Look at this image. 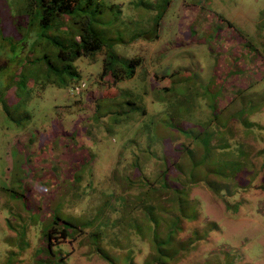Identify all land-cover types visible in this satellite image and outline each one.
I'll return each mask as SVG.
<instances>
[{"label":"rangeland","instance_id":"1","mask_svg":"<svg viewBox=\"0 0 264 264\" xmlns=\"http://www.w3.org/2000/svg\"><path fill=\"white\" fill-rule=\"evenodd\" d=\"M4 1L0 20L5 35L11 26ZM113 1L122 11L101 35L113 44L114 54L125 58L123 74L133 68L130 78L100 88V80L108 84L111 78L101 73V60L80 58L79 81L85 88L78 97H67L63 88H33L34 101L26 107L9 105L12 115L19 114L16 122L0 110V264H152L151 235L128 234L118 220L117 195L126 187L127 213L121 223L126 218L135 227L144 211L134 215L131 206L150 202L146 195L153 189L159 201L171 192L164 188L160 156L150 152L160 148L158 129L170 112L167 103L175 107L181 97L200 95L216 66L225 64L228 74L224 79L218 75L217 84L230 80L221 91L227 99L204 96L198 105L199 97L194 108L202 121L211 115L205 102L212 103V111L216 104L213 140L222 146L212 148L207 161L212 173L205 184L212 193L199 186L187 195L196 210L194 219L182 225L196 242L175 264H264V0H167L163 12L166 0ZM111 17L105 13L102 20ZM0 44L4 64L6 45ZM222 69L217 67L224 76ZM211 93L217 98V87ZM96 99L101 101L98 114L92 112ZM66 102L72 103L62 124L67 132L55 135L54 122L50 130L35 133V125L50 122L45 111L60 121ZM125 108H133L137 119ZM142 108L145 114L137 112ZM27 114L36 124L27 121ZM136 121L148 123L149 130L128 143ZM151 130L155 140L147 137Z\"/></svg>","mask_w":264,"mask_h":264},{"label":"trees","instance_id":"2","mask_svg":"<svg viewBox=\"0 0 264 264\" xmlns=\"http://www.w3.org/2000/svg\"><path fill=\"white\" fill-rule=\"evenodd\" d=\"M168 1H164L161 12L165 10ZM4 3L11 27L4 35L0 20V42L4 41L6 45L3 55L7 61L0 64V110L7 114L12 121L16 122L19 114L14 113L12 115L7 110L9 105H14L18 109L26 107L31 101H34L31 94L36 92L33 91V88L36 91L46 87L51 89L63 88L65 91L67 90L65 94L67 97L72 95L78 97L82 89L85 88L83 81H79L80 68L77 60L80 58L85 59L88 63L101 60V73H106L107 76L111 77L108 78V84L106 81L100 80L103 85L100 88L103 89L113 87L117 80L124 78V76L130 78L133 75V68L123 74L121 63L125 58L114 54L113 44L105 41L101 35V31L105 27H110L116 23V18L122 11L118 6L119 1L18 0L17 3H14L12 0H5ZM105 13H110L112 17L103 21L102 18ZM160 16L161 14L157 16L156 24H158ZM1 46L2 44H0V48ZM218 66L224 68L222 69L224 76L218 72ZM218 66L214 70V75L208 76V80L204 84V91H200V95H197L199 92L196 94L197 91H195L193 95L181 97L175 107H171L167 103L170 112L167 111L164 114L168 117L166 119L162 117L158 129V131L160 130L158 132L160 148L154 151V149L150 150L152 144L148 146L150 152L160 156L163 162L161 174L163 175L164 188L170 189L171 192L165 193L166 198L159 201L158 191L153 189L146 195L147 198H151L150 202H141L136 206H131L134 209V215L135 213L136 215L140 214V217L133 222L135 227L130 221L126 222V218L121 223V218H124V214L127 213L124 202L127 201L129 193L126 191V187L123 188L122 196L117 195L118 220L128 229V234L133 236L144 232L151 235L152 248L150 249L149 261L152 260V264L178 263L195 247L196 240L190 239L184 233L182 220L194 219L193 213L196 208H191L187 198L192 187L202 186L212 193L210 185L205 184L210 173H212L207 161L209 156H212L211 149L217 146L219 150L222 145L214 143L213 140L218 115L214 111L216 104H213L214 109L212 111L210 101L226 100L227 97L222 95L221 91L227 90L231 85L230 80L221 81V84H217L219 76L222 79L226 77L230 65ZM235 70L231 69L233 73ZM28 81H31L30 85ZM75 87L79 89V94H76L78 91L74 90ZM216 87L219 92L217 98L211 93ZM97 89L96 86L93 90ZM10 94L12 96L8 97ZM204 96H208V99L211 98L210 101L205 102L211 115L202 121H198L194 108L204 102ZM199 97L201 102L197 105L196 102ZM14 99L13 104L7 103V100L12 102ZM113 99V97L110 98V100ZM100 102L99 99H96L92 103L94 114L100 113ZM71 105L72 103L66 102V105L61 108L62 117L60 121H56L57 117L53 113L45 111V116L49 118L50 122L43 124L42 127L35 125V133L50 130L51 124L54 122L57 123L56 130L59 131L56 134L54 132L55 135H62L67 132L62 124H65L66 119H68L66 116L69 115L68 111ZM127 110L135 113L134 119H137L133 108H125L123 111ZM83 111L85 113L86 107ZM137 112L145 114V109L142 108ZM84 113L81 111L80 114L83 115ZM158 113L161 114L162 111L157 110L156 114ZM26 116L27 121L31 120L33 124H36L37 120L30 118L28 114ZM84 116L91 119L87 114H84L83 118ZM225 120L228 123L229 119L226 118ZM212 124L214 125V133L210 131ZM144 129L149 130L148 123H137L133 137L128 143L132 142L135 135L141 134L144 138ZM147 137L152 140L156 139L153 130L147 134ZM55 152L61 154L62 150L55 149ZM214 156H218L217 152ZM156 159L158 160V158ZM210 160L212 159L210 158ZM169 167L173 169L172 174L168 173ZM144 169L148 171L145 167ZM135 196L141 200V194ZM138 210L144 212L137 214ZM143 220L147 222L145 224L146 229H142ZM129 225L132 228H129ZM195 233L196 231L191 232L192 235ZM140 251L142 250L140 249Z\"/></svg>","mask_w":264,"mask_h":264},{"label":"built area","instance_id":"3","mask_svg":"<svg viewBox=\"0 0 264 264\" xmlns=\"http://www.w3.org/2000/svg\"><path fill=\"white\" fill-rule=\"evenodd\" d=\"M74 90H76V92H77L79 89L77 87H75Z\"/></svg>","mask_w":264,"mask_h":264}]
</instances>
